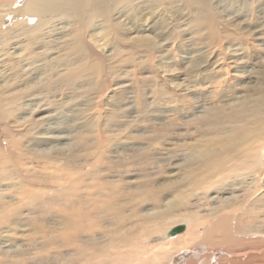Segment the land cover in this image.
Wrapping results in <instances>:
<instances>
[{
  "label": "rangeland",
  "instance_id": "1",
  "mask_svg": "<svg viewBox=\"0 0 264 264\" xmlns=\"http://www.w3.org/2000/svg\"><path fill=\"white\" fill-rule=\"evenodd\" d=\"M174 1L117 0L109 2L106 10L98 13L87 6L82 19L52 13L47 20L27 12L26 6L24 9L28 0H0V264H65L66 260V264H70L72 253L86 236L95 238L94 242L101 240L99 243L103 242L105 247V243L114 247V250L108 249V254L112 252L110 257L106 254L108 258L104 254L108 246L104 247V256L92 257V264H120V259H116L119 254L120 258L122 254L128 259H122L123 264H127L128 255L134 252L131 246L136 250L145 247L144 251H139L145 255L151 247L149 244L156 241L159 245L157 241L163 243L173 237L188 243L180 248L178 245L182 243L176 245L175 242L178 248L172 252L168 250L171 247L165 248L166 258L162 254L164 249L155 250L160 251L156 255H163L165 259L161 257L158 262V257L154 259L155 254L150 253L153 258L146 256V263L153 259L152 264H264V242L261 244L264 241V202L251 207L254 214L244 213L245 201L233 204L237 212L230 218L233 239L253 241L231 246L222 240L220 231L210 227L214 220L211 217L223 211L225 201L219 199L213 203L207 194L191 187L194 191L189 190V185L185 188L186 192L189 190L187 193L176 191V188L186 187L181 186V182L187 185L185 168L179 160L186 157L188 143L198 139L196 133H187L188 126L183 121L191 116L187 118L186 114L195 113L192 117L195 116V122L197 114L202 115L200 111H205L207 104L208 107L217 102L219 106L244 92L245 74L253 73L256 77L261 71L264 0H214L213 15L211 11L189 5L188 0H178L177 5V0ZM191 3L195 5L193 0ZM145 25L150 26L146 32L150 35L144 39L136 31ZM131 31H135L134 34ZM130 32L136 38L131 39ZM90 34L95 42L100 40L102 44L97 41V46H93ZM40 35L39 48L36 38ZM234 48L247 56L238 67L224 64L218 69L212 66V59L206 58L220 52L218 56L224 59L235 52ZM204 55L195 67L192 61ZM189 65L193 69H187ZM174 70L184 75L175 79L174 74H169ZM186 73L195 85L189 95L172 86L175 82L181 83ZM128 78L134 89L125 90L122 95L111 91L116 82L129 83ZM26 95L27 99L23 100ZM37 109L46 110L41 114L47 119L40 127L31 125ZM33 135H38V144L30 145ZM169 180H174L175 184ZM178 180H184V184ZM244 181L250 180L247 177ZM259 193L262 191L255 193L252 189L250 196ZM174 195L180 198L179 202L173 199ZM72 208L78 215L72 228V232H77L76 237L64 231L62 235L58 227L61 222L58 214L65 211L70 215ZM141 213L145 221L139 218ZM156 214L162 219H156L160 228L166 224L163 228H167L166 234L156 228L157 222H153ZM181 217L187 220H178ZM134 218L143 224L151 223L148 226L151 229L146 225L145 230H154L153 236H149L148 231L146 236L150 238H137L145 231H141L144 227H139ZM190 221L196 224L194 231ZM189 231L191 236L185 238H189L190 243L182 238L190 235ZM63 236H71V239L65 240ZM126 236H132L131 243L126 242ZM140 238V243L132 244L137 241L132 240ZM72 239L73 245L68 246Z\"/></svg>",
  "mask_w": 264,
  "mask_h": 264
},
{
  "label": "bare ground",
  "instance_id": "2",
  "mask_svg": "<svg viewBox=\"0 0 264 264\" xmlns=\"http://www.w3.org/2000/svg\"><path fill=\"white\" fill-rule=\"evenodd\" d=\"M88 2V4H86V2ZM114 2L117 1V0H28V2L26 3L27 5L24 4V9L27 7V12H30V13H33L34 14H37L39 17H42L47 19L49 18L50 14L52 15H55V13H59V14H65L66 16H69L71 18H74V19H82V17L84 16V14L86 13V8L88 6V8L92 9L93 11L95 12H99V11H102V10H106V7L108 6L109 2ZM172 1V0H171ZM176 1V0H175ZM174 1V2H175ZM189 1V5H192V6H198V10H206V11H211L212 15L215 14L212 12V9L214 10V7H213V4L212 2H214V0H193V3L195 5H193L191 3V0H188ZM187 1V2H188ZM85 2V3H84ZM174 2L172 4H174ZM185 2V1H184ZM186 2V3H187ZM170 3V2H169ZM178 0L176 2L175 5H177ZM22 5V4H21ZM26 6V7H25ZM173 6V5H172ZM189 7V6H187ZM21 9H23L21 7ZM190 9V8H189ZM89 10V9H88ZM196 9H194L195 11ZM91 11V10H90ZM92 11V12H93ZM25 12V10H24ZM22 12V13H24ZM89 12V11H88ZM264 13V12H263ZM25 14V13H24ZM35 16V15H34ZM37 17V16H36ZM40 19V18H39ZM38 19V20H39ZM41 19V20H42ZM44 19V20H45ZM51 19V18H50ZM53 19V18H52ZM48 20V19H47ZM64 20V19H63ZM184 21V20H183ZM38 22V21H37ZM48 22V21H47ZM54 22V21H53ZM261 22V21H260ZM11 23V21H10ZM49 23V22H48ZM47 23V24H48ZM186 23V21H185ZM42 24V23H41ZM47 24L45 23V25L47 26ZM183 24V23H182ZM44 25V24H43ZM44 26V28L46 27ZM64 27V26H63ZM47 28V27H46ZM147 28H150V26H146L140 30V31H136V34L140 35L142 38L145 39V37H148L150 34L146 33L148 32L149 30ZM43 30V29H41ZM48 30V29H47ZM61 30V29H60ZM44 32V31H43ZM46 32V31H45ZM132 32V31H131ZM128 33L129 35H131L132 33L134 34V32L132 33ZM44 33H42L43 35ZM66 34V33H65ZM42 35H40L38 38H36V45L40 48L41 44V40H42ZM48 35V33H47ZM91 35V34H90ZM88 36L89 38H91V43L93 46H97V41H99L98 43L99 44H102L100 43V40H97L95 42L94 38L91 36ZM97 37V35H96ZM88 38V39H89ZM131 39H134L136 38V35H131L130 37ZM98 39H102L100 37H98ZM12 39L10 38V41ZM45 40V39H44ZM9 41V42H10ZM14 40H12L13 42ZM15 42V41H14ZM45 42V41H44ZM11 43V42H10ZM9 43V44H10ZM236 43V42H235ZM15 44V43H14ZM18 44V43H17ZM47 44V43H46ZM45 44V45H46ZM13 45V44H12ZM66 45V44H65ZM237 45V44H236ZM239 45V44H238ZM99 46V45H98ZM38 48V49H39ZM237 48V47H236ZM8 49V48H6ZM12 49V48H11ZM37 49V50H38ZM53 49V48H52ZM235 49V48H234ZM15 50V49H14ZM13 50V52H14ZM17 50V49H16ZM211 50V49H210ZM226 50H228V48H226ZM239 49H235V52H232L230 54H228L229 56H226L224 57V59H222L220 57V55L218 56V54H221L220 52L219 53H216L217 55H210L206 58H210L212 59V66L214 65L216 68L218 67L221 68L224 64H229L231 65V67H238L240 64H242V62L245 60V58L247 57L245 55V53H238ZM44 51V50H43ZM76 51V50H75ZM231 52V51H230ZM21 53V52H20ZM31 53V52H30ZM29 53V54H30ZM211 53V52H210ZM215 54V52H212ZM228 53V52H227ZM227 55V54H226ZM246 56V57H245ZM251 56V55H250ZM45 57V56H44ZM188 57V56H187ZM190 57V56H189ZM197 57V56H196ZM195 57V58H196ZM253 57V56H252ZM251 57V58H252ZM2 58V56H1ZM0 58V59H1ZM185 58V57H184ZM201 58H205V55L204 56H200V57H197V59H195L194 61V66H195V63L199 64L200 63V60ZM4 59V58H3ZM7 59V58H6ZM187 59V58H186ZM227 59L226 61H223ZM249 59V58H248ZM21 60V59H20ZM55 60V59H54ZM257 60V58L255 59ZM253 61V60H252ZM261 61V60H260ZM5 62V61H4ZM2 62V63H4ZM71 62V61H70ZM192 62H189L192 64ZM249 62V61H248ZM259 62V61H257ZM27 63V62H26ZM161 63V62H160ZM165 63V61H164ZM169 64V62H168ZM196 64V65H197ZM244 64V63H243ZM252 64V63H251ZM160 65V64H159ZM158 65V66H159ZM163 66V65H161ZM170 66V65H169ZM190 66V65H189ZM193 66V67H194ZM259 66V65H258ZM168 67V66H167ZM166 67V68H167ZM188 67V66H187ZM197 67V66H195ZM225 67V66H224ZM227 67V66H226ZM241 67V66H240ZM160 68V67H159ZM165 69V67H163ZM169 68V67H168ZM167 68V69H168ZM186 68V67H185ZM189 68H192L191 66L188 67L187 69ZM259 68V67H257ZM10 69V68H9ZM193 69V68H192ZM258 70V69H257ZM260 72H259V75L254 77V75H252L253 73H250V74H245V80L247 81L246 83V87L244 88V92H242L239 96H234L232 99H228L227 101L228 102H223L222 104H220L219 106L217 105V102L215 105H213L212 103L207 107H205V111H200V113H202V115H198L196 116V120L195 122H193V119L195 118H192L193 117V114L195 113H192L191 114H186V117L188 118L189 116H191L189 119H185L186 121H188V123L185 121H183V123H186L185 125L188 126L187 128V133H189V135L191 133H196L197 134V138L198 139H194L192 143H188V152L186 153V157L180 160L179 162H181V164L184 166L185 168V173H183L181 171V174L183 173L185 175V183H187V185H182V182L183 181V184H184V180H181L179 181V183L181 182V186H186V187H183L181 188V190L178 188H176V191L177 192H184V193H187L189 192V190L191 188H193L195 191L197 192H202V194H207L208 197H209V200H212L213 203L219 201V199L221 201H225V208L223 209V211L217 213L214 218V216H210L212 219H214L212 222H211V228L213 231H220L221 234H222V240L225 241L226 243H230V245H235L236 243H240V244H243V243H248L250 241H253V240H250V241H245V240H242V241H239V242H236L234 239H233V231L231 228H233V226H231V221H230V218L231 216L234 215L233 212H235V214L237 213L236 212V209H233V204H235L238 200H241V201H245L244 203L247 205L245 207V212L244 213H249V214H252L253 213V209L251 207H256L257 205H259L260 202H264V174L262 173L263 170H264V62L261 64L260 66ZM6 71V70H5ZM166 71V70H165ZM172 71V70H171ZM170 71V72H171ZM195 71V70H194ZM159 72V71H158ZM157 72V73H158ZM161 72V70H160ZM168 72V71H167ZM256 72V71H254ZM166 73V72H165ZM169 73V72H168ZM166 73V76L167 75H173V78H177L179 77L180 75H184V73H180L178 70H174L173 72L171 73ZM241 73V72H240ZM249 73V72H248ZM161 74V73H160ZM190 74V72H189ZM239 74V73H238ZM258 74V73H257ZM163 75V74H162ZM188 74L186 73L185 74V77H182V82H175L173 83L174 85L172 86H176V88H179L180 90H183L182 92L186 93L187 95H189L190 91H191V88H193L195 85L193 84V82L190 80V78L187 76ZM247 75V76H246ZM4 77V76H3ZM162 77V76H161ZM123 79V77H122ZM126 79V78H125ZM166 79V78H164ZM116 80V79H115ZM127 80V79H126ZM129 78H128V82H129ZM175 81V80H174ZM181 81V80H180ZM131 82V81H130ZM120 83V82H116L114 83V87H111V91H113V93L115 94H121L126 90H131V89H134V85L133 83ZM46 85V84H45ZM170 86V85H169ZM242 86V85H241ZM45 87V86H44ZM171 88V87H170ZM14 89V88H13ZM20 90V89H19ZM34 89H32L33 91ZM174 90V89H172ZM242 90V88H241ZM194 92V90H192ZM243 91V90H242ZM4 92V91H3ZM15 93V91H13ZM56 93V92H54ZM125 93V92H124ZM132 93V92H131ZM212 93V92H211ZM127 94V93H126ZM197 95V94H196ZM125 96V94H124ZM2 97V96H1ZM21 97V96H20ZM26 97H28V95H26L25 97H23V100L27 99ZM37 97V96H36ZM128 97V96H127ZM154 97V96H153ZM156 97V96H155ZM223 97V96H222ZM194 98V97H193ZM126 99V98H125ZM152 100V99H151ZM156 100V99H155ZM9 101V100H7ZM231 101V102H230ZM3 102V101H2ZM208 102V101H206ZM172 103V102H171ZM205 103V102H204ZM209 103V102H208ZM169 104V103H168ZM174 104V103H173ZM200 104V103H199ZM2 104H0L1 106ZM166 106V105H165ZM172 106V105H171ZM175 106V105H174ZM173 106V108H174ZM193 104L189 107L190 109H192L193 107ZM195 106V105H194ZM204 106V105H203ZM172 108V109H173ZM196 108V107H195ZM46 109V108H45ZM45 109H37L35 113V116L33 117V120L31 122V125L32 126H39L41 125V123H43L44 119L46 118V115L45 114H41V113H45L44 110ZM177 109V108H176ZM198 109V108H197ZM50 110V109H49ZM49 110L47 109V111L49 112ZM46 111V110H45ZM51 111V110H50ZM170 111V110H169ZM174 111L176 113V110L174 108ZM173 111V112H174ZM187 111V110H186ZM47 112V113H48ZM188 112H189V109H188ZM194 112V111H193ZM51 115V113H50ZM52 116V115H51ZM87 116V115H86ZM54 117V116H53ZM84 117V116H83ZM171 117V116H170ZM173 117V116H172ZM47 119V118H46ZM173 120V119H172ZM194 124H192V122ZM172 122V121H171ZM173 123V122H172ZM171 125V124H170ZM176 124H174V127ZM181 126V125H180ZM179 126V127H180ZM40 127V126H39ZM171 127V126H170ZM36 128V127H35ZM42 128V127H41ZM173 128V127H172ZM186 129V127H184ZM170 129V128H169ZM173 130V129H172ZM171 130V131H172ZM177 130V129H176ZM170 133V131H169ZM174 133V131H173ZM172 133V134H173ZM192 134V136H193ZM183 135V134H182ZM38 136V135H37ZM37 136H34L31 137L29 139V144L31 145V143H37L38 144V139H37ZM40 137V136H39ZM42 137V136H41ZM40 137V139H41ZM52 137V136H51ZM172 137V136H171ZM49 138V137H47ZM192 138V137H191ZM45 139V138H44ZM46 140V139H45ZM44 140V141H45ZM50 140V138H49ZM42 141V140H40ZM39 141V142H40ZM79 141V140H77ZM195 141V142H194ZM43 143V142H42ZM45 143V142H44ZM47 143V142H46ZM29 144H27V147L30 146ZM40 144V143H39ZM42 145V144H41ZM35 146H38L39 145H35ZM44 146V145H43ZM33 147V146H32ZM45 147V146H44ZM169 147V146H168ZM40 148V147H39ZM34 149V148H33ZM36 149V148H35ZM26 150V148H25ZM43 150V148H42ZM28 151V150H27ZM30 151V150H29ZM57 151V149H56ZM35 152V151H34ZM32 152V153H34ZM58 152V151H57ZM35 154V153H34ZM55 154V153H54ZM32 155V154H31ZM57 155V154H56ZM55 155V156H56ZM68 158V157H67ZM70 159V158H69ZM174 160L176 158H173ZM171 160V159H170ZM71 161V160H69ZM177 161V160H176ZM180 164V165H181ZM171 165H174L173 162ZM169 164V167L171 166ZM176 165V164H175ZM178 165V164H177ZM117 167V166H116ZM168 168V167H167ZM180 168V167H179ZM169 169V168H168ZM154 170V169H152ZM177 170V171H179ZM155 171V170H154ZM176 171V170H175ZM174 171V172H175ZM179 171V172H180ZM172 173V172H171ZM262 173V174H261ZM249 174V175H248ZM170 175V174H169ZM180 175V173L178 174ZM177 175V178L180 179V176L178 177ZM248 175V176H247ZM132 177L134 175H131ZM248 177V180H250L249 182H246L244 181L245 178L247 179ZM136 178V177H135ZM134 178V179H135ZM181 178H184L182 177L181 175ZM240 178V179H239ZM138 179V178H137ZM261 179V182L259 184V181ZM125 180V179H124ZM176 180V179H175ZM133 181V180H132ZM140 181V180H138ZM171 181V180H169ZM168 182V181H167ZM171 182H173V184H178L177 183V180L174 182V180H172ZM126 183V182H125ZM130 183V182H129ZM245 183V184H244ZM166 184V183H165ZM144 185V184H142ZM167 185V184H166ZM170 185V184H169ZM189 185V190H187V192L185 191V188H187ZM145 186V185H144ZM179 186V184H178ZM191 187V188H190ZM141 188V187H140ZM139 188V189H140ZM184 189V191L182 190ZM193 189H191L192 191H194ZM254 190L255 193L257 192V190H261L262 193H259L258 195H251L250 196V192L251 190ZM176 191L174 193H176ZM167 192V191H166ZM191 192V191H190ZM39 194V192H37ZM125 193V192H124ZM169 193V192H168ZM173 193V191L171 192ZM170 193V194H171ZM173 193V194H174ZM196 193V192H195ZM166 194V193H165ZM178 194V193H177ZM124 195V194H123ZM122 195V196H123ZM179 197L180 194H178ZM203 195V196H204ZM39 196V195H37ZM171 196V195H170ZM191 196V195H190ZM164 200H166L165 196H163ZM184 197V196H183ZM189 197V196H188ZM168 198V197H167ZM170 198V197H169ZM177 199V201L180 199H178L175 195H174V198L173 199ZM187 199V197H186ZM199 199L200 201L203 199H200V198H197ZM24 200V199H23ZM66 200V202H69L71 203L72 201L70 199H64ZM171 200V199H170ZM182 200V198H181ZM190 200V198H189ZM196 200V199H194ZM207 200V198H206ZM163 201V200H162ZM205 201V199L203 200ZM176 202V201H174ZM173 202V203H174ZM179 202V201H178ZM196 203V202H194ZM200 203V202H199ZM222 203V202H221ZM171 204V203H170ZM169 204V205H170ZM175 204V203H174ZM207 204V202H206ZM212 204V203H210ZM223 204V203H222ZM261 204V203H260ZM13 205V204H12ZM163 205V204H161ZM173 206V204H171ZM177 205V204H176ZM202 205V204H201ZM214 205V204H213ZM219 205V204H218ZM171 206V207H172ZM179 206V205H177ZM176 206V207H177ZM209 206V205H208ZM215 207H217V205H214ZM214 206H211V207H214ZM157 206H155L156 208ZM170 207V208H171ZM173 208V207H172ZM171 208V209H172ZM175 208V207H174ZM236 208V206H235ZM240 208V207H239ZM15 209V208H14ZM13 209V210H14ZM168 211H170L171 209L167 208ZM198 209V208H197ZM208 209V208H205V210ZM241 209V208H240ZM243 209V207H242ZM156 210V209H155ZM154 210V211H155ZM173 210V209H172ZM192 210V209H191ZM71 211V212H70ZM70 215H68V213H64L62 212L64 215L61 214H58L60 215V217L57 218L59 219L58 221H61L60 222V225H59V222L56 221L58 223V227L59 229L61 230L60 233L62 231L64 232H70V233H73L75 234L74 236L76 237L77 236V232L74 231L72 232V228L73 226L76 224V220L77 218L75 217H78L77 215V212H75V208H72V210L70 209ZM153 211V209H152ZM167 211V213H168ZM260 211V210H259ZM139 212V211H138ZM137 212V213H138ZM150 212V211H149ZM166 212V211H165ZM171 212V211H170ZM203 212V211H202ZM208 212V210H207ZM140 213V212H139ZM157 213V212H156ZM172 213H174L172 211ZM243 213V214H244ZM144 214V213H143ZM148 213H146L147 215ZM159 214V213H157ZM155 215L154 218L156 216H159V215ZM176 214V213H174ZM209 214V213H208ZM241 214V212L239 213ZM238 216H241L239 215ZM254 214V213H253ZM161 215H163V212H161ZM165 215H167L165 213ZM163 215V216H165ZM180 215V214H179ZM183 215V214H182ZM237 215V214H236ZM234 215V216H236ZM139 216H142V213L141 215ZM162 216V217H163ZM169 216V214H168ZM177 216V215H176ZM185 216H188L185 215ZM200 216V215H199ZM135 217V216H134ZM150 217H153V214L152 216ZM180 217V216H178ZM246 217V216H245ZM142 219H144V217H139ZM148 218V217H147ZM161 217H156L155 219H153V222H157L155 224L156 228H159V229H162V231L164 230L165 231V234H166V229H163L164 225H162L161 223V227L163 228H160V223L156 220V219H160ZM199 218V217H197ZM218 218V219H217ZM247 218V217H246ZM56 219V218H55ZM136 219V218H134ZM133 219V220H134ZM146 219V218H145ZM144 219V221H145ZM152 219V218H151ZM187 220V217L186 218H179L178 220L180 221H183V220ZM189 219V217H188ZM217 219V220H216ZM57 220V219H56ZM155 220V221H154ZM162 220V219H160ZM191 220L192 222L195 220L193 218L189 219ZM201 220V219H200ZM199 220V221H200ZM135 221H140V219H136ZM152 221V220H151ZM189 222L191 223V228L193 227V231L196 229V224H201V222L199 223H196L197 221L195 220V225H193L194 223L192 222ZM45 222V221H44ZM137 222V223H138ZM147 222V220H146ZM207 222V221H206ZM47 223V221H46ZM56 223V224H57ZM149 223V222H148ZM159 223V224H158ZM167 223V222H166ZM180 223V222H179ZM188 223V222H187ZM209 223V222H208ZM140 226L139 227H144L141 231H147L145 229H147L145 226L147 225V227L151 226V223H149L150 225L148 224H144L142 222H139L138 223ZM158 224V225H157ZM237 224L240 225L239 222H237ZM45 225V224H44ZM144 225V226H143ZM47 226V225H46ZM56 226V225H55ZM174 226V225H173ZM148 227V228H149ZM189 227V225H188ZM207 227V226H206ZM204 227V228H206ZM235 227V226H234ZM195 228V229H194ZM151 229V228H149ZM158 229V230H159ZM188 229V228H187ZM209 229V228H208ZM234 229V228H233ZM243 229V228H242ZM189 230V229H188ZM191 230V229H190ZM210 230V229H209ZM245 230V229H243ZM143 231V232H144ZM149 231V230H148ZM148 231L147 233L144 234L142 232H140L141 234L138 237H147L146 235H148ZM154 231V230H153ZM152 231V232H153ZM151 230L149 231V236L150 234H152ZM190 232V231H189ZM196 232V231H195ZM250 232V230H249ZM54 233H56V231H54ZM155 233V231H154ZM153 233V234H154ZM159 233H162L161 230ZM187 233V231L185 230V234ZM62 235L64 234L63 232L61 233ZM153 234L151 236H153ZM157 234V233H156ZM185 234H182V235H185ZM191 232H190V235H187V236H183L182 238H185V237H189L191 236ZM199 234V233H197ZM209 234V233H208ZM254 234V233H253ZM65 235V234H64ZM143 235V236H142ZM179 235V234H178ZM196 235V234H195ZM217 235V234H216ZM243 235V234H242ZM73 236V237H74ZM133 236V235H132ZM132 236H127L124 237L127 238L126 242L129 241L130 237ZM201 236V235H200ZM214 236V235H213ZM244 236V235H243ZM246 236V235H245ZM251 237L249 238H252V235H250ZM71 236H66V238H63L66 240V239H71L70 238ZM177 237V236H176ZM175 237V238H176ZM206 237V236H205ZM257 237V236H256ZM134 238V236H133ZM132 238V239H133ZM136 238V237H135ZM147 238H150V237H147ZM174 238V237H173ZM173 238H168L165 240V242L161 243L160 241H157V243H159V245L156 244V241L154 243L149 244L150 248L149 247H146V249H148L146 252H145V255L144 254H139V251H144L145 250V247L143 250H141L140 248H137L138 250H136L133 246L132 247V251L133 253H135L136 251L138 253H136V256L135 254L133 255V253L131 254V256H133V258H131L130 255L129 256V262L127 264H152L153 263V259L152 261L149 259L153 258L152 256L156 253L155 250L157 251L158 249H164L165 251V248L168 249V247L171 249H168V250H174L176 251V248H178V246L181 248V246L183 247L186 246V244L188 242H182V241H176L175 239ZM207 238V237H206ZM220 238V237H219ZM95 239V238H94ZM92 239V237H84V242L83 244H81L80 246L78 245V249L75 250L72 254L73 258L72 260L70 261V264H92V257L96 256V255H103L102 254V251L107 247L106 250H104V254H105V257L108 255H112L111 253H107L109 252L108 249L111 250V248L114 250V247L108 245L107 243L106 244V247L105 245H102L103 242H101L102 244H100L99 242L101 240H99V242H94L95 240ZM100 239V238H99ZM123 239V240H124ZM131 239V240H132ZM160 239V238H159ZM163 240V238H161ZM197 240V238H195ZM94 240V241H93ZM137 240V241H135ZM139 240L142 241V239H134L132 241H135L132 242V244H136V243H140ZM146 240V239H144ZM152 241V239H150ZM154 240V239H153ZM158 240V238H157ZM184 240H187L186 238ZM221 240V238H220ZM221 240V241H222ZM264 240V239H263ZM52 241V240H51ZM189 241V238L188 240ZM194 241V240H193ZM217 241V240H216ZM56 242V241H55ZM176 242V245H178V243H182V244H179L178 246L174 245V243ZM256 242V240H255ZM264 241L261 242V244L263 243ZM49 243V242H48ZM67 243V242H66ZM74 243V239H72V242H68L67 245H73ZM129 243H131L129 241ZM151 243V242H150ZM186 243V244H185ZM190 243V241H189ZM259 244V243H258ZM50 245V244H49ZM59 245V243H58ZM57 245V246H58ZM172 245L174 246V248L172 247ZM181 245V246H180ZM244 245V244H243ZM48 246V245H47ZM56 246V247H57ZM189 246V245H188ZM258 246V245H257ZM60 247V246H59ZM94 247V248H93ZM105 247V248H104ZM111 247V248H110ZM176 247V248H175ZM32 248V247H31ZM45 248V247H44ZM52 248V247H51ZM47 249V248H46ZM49 249V247H48ZM35 250V249H34ZM108 250V251H107ZM117 250V248H116ZM172 250V251H173ZM179 250V249H177ZM198 250V249H197ZM231 250V249H230ZM22 251V250H21ZM20 251V252H21ZM25 251V250H24ZM106 251V252H105ZM162 251L161 253L164 254V257L165 255L168 256L167 252L165 251ZM171 251V252H172ZM48 252V251H47ZM115 252V251H114ZM131 252V251H130ZM149 252V253H148ZM160 252V251H159ZM158 252V253H159ZM148 253V255L151 253V255H146ZM156 253V254H158ZM184 253V251H183ZM107 254V255H106ZM118 255V252L116 253ZM114 254V255H116ZM154 255V259H156L158 257L162 259L164 258L163 255L161 256H158V255ZM195 254V252H194ZM226 254V253H225ZM66 255V254H65ZM117 255L115 257H117ZM120 255V254H119ZM118 255V257L116 258L117 260L120 259L121 263L120 264H123L125 261L126 258H124V255L122 256L121 254V258L120 256ZM104 256V255H103ZM107 256V258H108ZM109 256V257H110ZM146 256L149 258L147 259L149 262L146 263ZM66 257V256H65ZM114 257V256H113ZM180 257V255H179ZM97 258V256H96ZM104 258V257H103ZM119 258V259H118ZM166 258V257H165ZM164 258V259H165ZM44 259H47V258H44ZM67 259V258H66ZM123 259V261H122ZM51 260V259H50ZM70 260V259H69ZM111 260V259H110ZM114 260V259H112ZM128 260V259H126ZM64 261V260H63ZM98 261V259H97ZM101 261V260H100ZM99 261V263H101ZM103 261V260H102ZM106 261V260H104ZM155 261V260H154ZM160 261V259L158 260V262ZM163 261V260H162ZM51 262V261H50ZM96 262V261H95ZM107 262V261H106ZM152 262V263H151ZM67 263V260L65 262V264ZM98 263V262H96Z\"/></svg>",
  "mask_w": 264,
  "mask_h": 264
}]
</instances>
